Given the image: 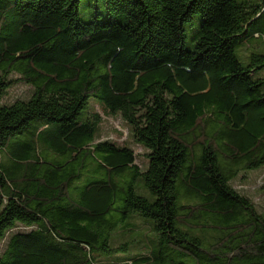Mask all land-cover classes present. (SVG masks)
I'll return each instance as SVG.
<instances>
[{
  "label": "trees",
  "instance_id": "trees-1",
  "mask_svg": "<svg viewBox=\"0 0 264 264\" xmlns=\"http://www.w3.org/2000/svg\"><path fill=\"white\" fill-rule=\"evenodd\" d=\"M98 1L84 23L82 0H0V264H104L134 216L151 233L125 264H264V213L231 184L264 169V0Z\"/></svg>",
  "mask_w": 264,
  "mask_h": 264
},
{
  "label": "rangeland",
  "instance_id": "rangeland-1",
  "mask_svg": "<svg viewBox=\"0 0 264 264\" xmlns=\"http://www.w3.org/2000/svg\"><path fill=\"white\" fill-rule=\"evenodd\" d=\"M79 14L80 19L84 23H90L94 20L97 21H106L108 19V13L106 9V5L103 1L98 0H82L80 7H79ZM202 18L200 15H196L194 17L193 25L189 24L186 26V42L185 47L188 50L193 49L194 46V33L198 30L201 24ZM252 52L256 54H263L264 55V48L252 50ZM238 56L241 58V49L237 52ZM242 60V59H241ZM244 64H247L248 61H243ZM29 88L26 86H15L13 87L7 99L5 100L6 103H12L18 99H27L29 96ZM98 112L102 116V124L100 129V140L101 141H113L119 143L120 145L124 143H128L130 147H132L135 151L137 160V165L144 170L148 168V159L146 158V151L134 144L133 139L130 135V127L128 124L122 120L120 116L114 117L109 116L104 113V108L100 102L95 99L90 100L89 104V111ZM85 183V180L81 181V185ZM232 186L238 190L243 195L249 197L257 209L264 213V169L251 171L248 173H241L235 180L232 181ZM136 192L140 196H143L149 200H153L154 197L151 193L144 188L143 183H138L136 185ZM145 224V226L141 224ZM150 225H152V221L149 219H145L139 216H134L130 220L125 221L124 224H120L118 228L114 230L112 234L110 245L113 247H118L119 245L122 246L124 244L128 245V252L119 251L116 254L109 255L107 257H102L104 264H116L114 262L116 258H121L122 261L119 264H125V259H129L141 252V244L140 240L142 239V235L150 234ZM143 229H142V227ZM130 230H133L132 232ZM20 231H28L24 227L19 226L15 232ZM131 234L125 236L127 232ZM142 234V235H141ZM127 237V238H126ZM157 243V240L151 241L149 246L144 245V250H148L149 248L154 247ZM119 246V247H120ZM143 247V246H142ZM2 249V245L0 244V251ZM1 253V252H0ZM108 260V261H107ZM110 260V262H109Z\"/></svg>",
  "mask_w": 264,
  "mask_h": 264
}]
</instances>
